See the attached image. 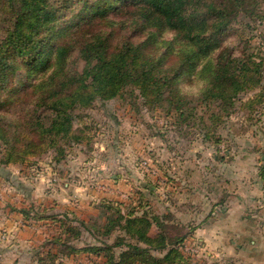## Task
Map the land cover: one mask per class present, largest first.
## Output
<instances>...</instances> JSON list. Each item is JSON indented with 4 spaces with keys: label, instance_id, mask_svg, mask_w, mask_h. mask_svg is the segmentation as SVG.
I'll return each instance as SVG.
<instances>
[{
    "label": "trees",
    "instance_id": "1",
    "mask_svg": "<svg viewBox=\"0 0 264 264\" xmlns=\"http://www.w3.org/2000/svg\"><path fill=\"white\" fill-rule=\"evenodd\" d=\"M259 27L264 0H0V168L47 157L58 165L75 147L91 151L88 112L113 100L208 146L226 142L221 131L239 113L264 136ZM149 184L128 202L103 199V222L43 208L34 218L57 231L30 264L79 254L98 264H195L184 248L196 218L158 213ZM86 235L92 241L78 246Z\"/></svg>",
    "mask_w": 264,
    "mask_h": 264
},
{
    "label": "rangeland",
    "instance_id": "2",
    "mask_svg": "<svg viewBox=\"0 0 264 264\" xmlns=\"http://www.w3.org/2000/svg\"><path fill=\"white\" fill-rule=\"evenodd\" d=\"M260 33H264V27L257 29ZM88 115L85 121L91 125L94 141L91 151L87 146L75 147L58 165L47 157L33 167L13 164L0 168V264H30L36 254L33 250L56 233L50 219L34 218L43 208H50L44 216L73 210L82 219L103 222V199L128 202L148 183L154 190L150 199L158 213H174L186 222L192 216L206 217L213 204L226 199L235 214L246 207L261 234L264 232V186L259 181L264 136L257 132L255 121L252 126L242 113L233 115L229 129L221 131L226 142L208 146L199 138L180 139L165 119L153 117L146 110L136 113L124 100L97 104ZM193 203L201 213L190 214ZM225 208L218 209L227 212ZM229 225L226 221L219 224V232L224 234L219 237L214 234L216 228H207L201 235L195 230L184 248L192 262L264 264V236L254 238L255 245L245 243L239 250L230 246L220 251L232 241L225 236L229 233L235 235L233 244L251 238L239 227L231 231ZM187 232L185 228L183 233ZM170 233L179 232L171 228ZM91 241L86 235L78 246ZM64 262L98 264L84 254Z\"/></svg>",
    "mask_w": 264,
    "mask_h": 264
},
{
    "label": "crops",
    "instance_id": "3",
    "mask_svg": "<svg viewBox=\"0 0 264 264\" xmlns=\"http://www.w3.org/2000/svg\"><path fill=\"white\" fill-rule=\"evenodd\" d=\"M230 202V201H229ZM226 203V204H225ZM231 203H233V201H231ZM193 205H197V203H193ZM226 206L225 209H228L227 212H220L219 211V206ZM230 203H227V201H224L223 203H215L212 205L210 212L208 213V215H206V217H199V215H197L198 217H195L197 222H196V233H200L203 234L207 228L215 229L214 230V234L216 236L218 235H222V233L219 232V224H223L225 221L230 224L228 227H230V230L233 231L236 227H239L241 229V232L243 233L244 236H249L251 237L250 239L247 240H241L239 241L237 244H233V238H235L233 233H229L227 235H225L226 237H230L231 238V242L225 246L223 250L221 249L220 251L225 252L227 249H229L230 246H234L236 248V250H239L245 243H249L250 245H255L256 244V240L254 238H258V240H260V238H262L264 236V232H262L261 234V229L260 226H257L256 223L254 222V217L250 216V212H247V208L246 207H242L240 210L237 211V214H235V209H232V206H230ZM233 210V211H232ZM196 210H194L193 213H195ZM196 213H201L199 211H197ZM239 224H242L241 226H239ZM258 229L257 232L255 231V229ZM213 234V233H212ZM224 236V234L222 235ZM219 237V236H218ZM261 242V241H260ZM232 243V244H231ZM264 244V241L262 242ZM225 250V251H224Z\"/></svg>",
    "mask_w": 264,
    "mask_h": 264
}]
</instances>
